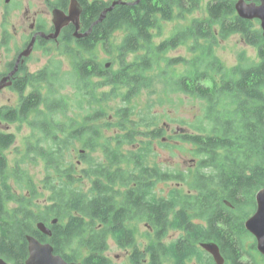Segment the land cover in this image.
I'll return each instance as SVG.
<instances>
[{"label": "trees", "instance_id": "1", "mask_svg": "<svg viewBox=\"0 0 264 264\" xmlns=\"http://www.w3.org/2000/svg\"><path fill=\"white\" fill-rule=\"evenodd\" d=\"M200 2L146 0L133 12L121 8L92 30V36L106 37L122 31L118 44L103 45L107 54H117L116 70L98 59L97 44L65 46L60 54L70 57L71 70L49 60L29 78L35 89L19 93L17 105L4 109L3 121L25 122L30 128L10 175L3 151L14 145L15 136L0 131L4 261L23 264L27 236L49 243L64 257L82 254L70 250L74 245L102 253L109 240L128 249L135 244V224L145 221L162 232L183 230L185 236L169 243L165 254L170 259L179 261L178 255L188 254L196 243L214 242L236 262L241 246L233 241L243 236L244 220L255 209L254 196L264 188V39L260 28L236 15L234 0H214L206 5L207 19H194L153 46L159 22L184 19ZM236 34L257 48L258 60L227 69L214 47ZM187 41L192 59L171 58L160 65L165 53ZM181 64L185 70L177 73L174 68ZM154 80L162 84L163 95L199 101L201 116L178 122L184 128L167 136L168 126L152 111L160 104L152 99L157 95ZM112 100L120 105L108 108ZM170 141L190 147L193 171L160 168L155 145L181 148ZM36 162L44 169L39 190L21 167ZM171 182L187 185L188 191L173 187L166 195L157 194L160 184ZM38 223L49 228L50 237L37 229ZM161 234L150 244L154 254L164 244Z\"/></svg>", "mask_w": 264, "mask_h": 264}, {"label": "flooded vegetation", "instance_id": "2", "mask_svg": "<svg viewBox=\"0 0 264 264\" xmlns=\"http://www.w3.org/2000/svg\"><path fill=\"white\" fill-rule=\"evenodd\" d=\"M144 1L146 0H0V30H2L0 32V46L6 52L0 69V93L3 91L15 92L18 96V103L19 93L25 95L35 89V83L29 78L40 70L29 71L28 63L38 50L43 55H48L54 50L62 52L65 46L74 44H97L100 49H103L105 43L115 44L118 38H121V30L112 31L108 37L104 33L101 36H92V30L106 20L109 22L121 8L133 12V8L140 6ZM248 3L260 4L259 0H252ZM103 14V19L97 23ZM252 22H256L260 27L258 20H252ZM56 28H59L58 32ZM13 40L15 45L11 48L9 44ZM25 53L27 55H24ZM104 54L113 59L114 53L111 55ZM97 56L100 60L99 53ZM109 65L110 63H107L106 66ZM8 108L10 107H0V119L4 109ZM251 215L244 220V223ZM141 223L152 236L153 241L161 233L164 235V239L167 238L173 230L180 234L179 237L185 236L183 230L168 228L162 232L145 221L135 224V233ZM241 232L243 236L237 237L233 241L241 246L239 257L235 263L227 250H223L214 242L207 243H213L218 247L223 259L222 264H264V255L258 251L255 237L245 227ZM179 237L171 239L169 243L178 240ZM201 244L203 243L194 244V247L186 255L184 251L179 254L178 256L181 257L179 261L170 259L167 253L165 254L166 250L171 247L169 244H160L161 251L157 254L153 253V246L155 245H149L140 251L134 244L130 247V264H217L212 255L201 248ZM70 250H81L82 254L69 253L66 256L73 257V259L68 260L65 258L66 256L55 254L54 249L53 253L60 256L66 264H112L105 254L107 249L102 253L90 254L86 247L74 245L70 247ZM91 256H94L95 259L87 261Z\"/></svg>", "mask_w": 264, "mask_h": 264}, {"label": "rangeland", "instance_id": "3", "mask_svg": "<svg viewBox=\"0 0 264 264\" xmlns=\"http://www.w3.org/2000/svg\"><path fill=\"white\" fill-rule=\"evenodd\" d=\"M214 0H201L199 8L195 10L193 13L184 17V19L173 18L169 22H159L157 28L152 32L153 34V46L158 45L161 41H164L171 36L174 35L176 30L183 28L190 24V22L194 19L197 20H205L208 18L206 12V5ZM236 1V0H234ZM238 1V0H237ZM236 1V2H237ZM1 17V13H0ZM252 22V20H251ZM253 27L260 28L259 24L256 22H252ZM1 29V28H0ZM2 30H0L1 32ZM118 36V35H117ZM123 34H121V38ZM116 38V37H115ZM120 37L115 42L118 44L120 42ZM9 47H14V40L10 42ZM98 53L100 60L105 63H110L113 70L118 68V62L116 59V53H114L113 59L107 57L104 53H106L102 48L98 46ZM190 41H187L184 45L177 47L174 50L168 51L161 57L160 65H163V62L167 59L183 57L184 59H192L194 55L190 53ZM5 50L0 46V69L2 65V61L4 59ZM198 54V53H197ZM196 54V55H197ZM214 55L218 58L220 63L226 67L227 69L236 67L242 63H254L258 60V51L257 48L247 44L243 37L236 34L232 35L225 40H218L214 47ZM55 59L60 62L61 69L63 71L71 70V60L67 55H61L59 51H53L48 55H43L40 50L35 53V55L30 59L28 63V69L31 72H36L44 68V66L48 63L49 60ZM129 60L133 59V56L128 58ZM177 73H181L185 70L184 65H177L174 68ZM158 70H154L153 74H157ZM67 92L69 94L74 93V89L72 87H66ZM108 88H104L102 91H107ZM154 90L157 95L152 96V99L160 102L159 105H154L155 108L153 114L159 115L161 118V124L167 125V136H172L175 133H178L180 130L184 128L183 125L178 122H191L195 118H199L201 116V103L199 101L187 98L182 95H163L162 94V84L157 80H154ZM18 100V96L15 92L12 91H3L0 93V107H15ZM138 102L143 105L146 102V96L143 95L139 98ZM120 105L119 101H110L108 104V108ZM103 107L108 110L106 104ZM109 112V111H108ZM109 114V113H108ZM71 116L73 115L70 114ZM31 115L29 116V118ZM0 131L8 132L14 134L15 143L10 148L3 151L4 156L7 160L8 165V174L10 175L13 167L15 166V162L20 160L21 151L24 147V140L30 133V128L25 122H14L8 123L0 119ZM104 133H106L104 131ZM171 145H177L181 147L180 149L176 148H162L159 145H155L154 149V159L160 168L169 170L172 172L180 171L186 172L188 170L193 171L194 165L192 161L191 155L188 153L190 149L187 145H181L179 143H175L170 141ZM81 149V146L78 145L77 151ZM21 167L27 172L28 177L33 182L34 186L39 190L41 186V180L44 177V169L43 165L40 162L36 163H24L21 164ZM173 187H179L183 192L188 191L187 185H179L177 183H163L159 185L157 190V194L166 195ZM42 199H39L41 202ZM250 213L249 215H251ZM248 215V216H249ZM173 230V229H172ZM179 233L176 231H171L167 238L163 240L164 244H169L171 239H175L179 237ZM135 244L140 251H143L144 248L148 247L152 244L153 238L146 230L143 223L138 225V231L134 235ZM108 247L106 251V256L110 259L112 264H130V248L121 249L117 247L111 240L108 241ZM85 254V253H84Z\"/></svg>", "mask_w": 264, "mask_h": 264}, {"label": "water", "instance_id": "4", "mask_svg": "<svg viewBox=\"0 0 264 264\" xmlns=\"http://www.w3.org/2000/svg\"><path fill=\"white\" fill-rule=\"evenodd\" d=\"M252 0H238L235 3L237 15L244 20H258L260 30L264 39V0H259L260 4L248 3ZM104 14L97 21L100 22ZM77 26V24H75ZM57 32L59 28H56ZM24 55H27L25 53ZM1 89V86H0ZM256 209L254 213L245 221V229L252 234L257 242V249L264 255V188L256 192L254 196ZM56 221L54 220L53 223ZM37 229L44 235L50 237L51 232L43 223L37 224ZM28 257L25 264H66L65 261L53 253V248L49 243H41L32 236H27ZM203 250L212 255L217 264H222L223 259L219 253L218 247L213 243H203L200 245ZM0 264H7L0 258Z\"/></svg>", "mask_w": 264, "mask_h": 264}]
</instances>
